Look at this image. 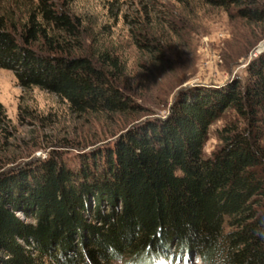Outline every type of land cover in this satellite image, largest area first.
Segmentation results:
<instances>
[{
	"label": "trees",
	"instance_id": "trees-1",
	"mask_svg": "<svg viewBox=\"0 0 264 264\" xmlns=\"http://www.w3.org/2000/svg\"><path fill=\"white\" fill-rule=\"evenodd\" d=\"M32 1L20 28L0 17V68L76 114L137 111L118 84L120 58L75 53L81 23L56 0ZM206 2L264 21L263 0ZM228 109L238 119L205 157L209 126ZM190 255L202 264H264V50L243 82L180 93L165 119L131 127L92 165L72 167L54 153L0 181V264H156Z\"/></svg>",
	"mask_w": 264,
	"mask_h": 264
},
{
	"label": "rangeland",
	"instance_id": "rangeland-1",
	"mask_svg": "<svg viewBox=\"0 0 264 264\" xmlns=\"http://www.w3.org/2000/svg\"><path fill=\"white\" fill-rule=\"evenodd\" d=\"M56 1L81 23L82 48H74L75 53L96 58L108 51L119 57L124 68L118 84L140 107L126 113L76 114L55 93L23 88L12 71L0 68V181L54 153L72 167L92 165L131 127L165 119L180 93L243 82L247 65L264 50V21L249 22L206 0ZM32 3L0 0V17L20 28ZM145 39L152 52L144 47ZM237 119L228 109L209 126L205 157L219 148V130ZM17 215L34 221L22 211ZM156 264L202 262L193 255L162 256Z\"/></svg>",
	"mask_w": 264,
	"mask_h": 264
},
{
	"label": "clouds",
	"instance_id": "clouds-1",
	"mask_svg": "<svg viewBox=\"0 0 264 264\" xmlns=\"http://www.w3.org/2000/svg\"><path fill=\"white\" fill-rule=\"evenodd\" d=\"M120 264H126V259L124 261H121Z\"/></svg>",
	"mask_w": 264,
	"mask_h": 264
}]
</instances>
